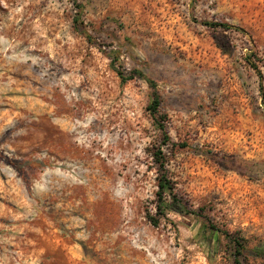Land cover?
Instances as JSON below:
<instances>
[{"label":"rangeland","instance_id":"obj_1","mask_svg":"<svg viewBox=\"0 0 264 264\" xmlns=\"http://www.w3.org/2000/svg\"><path fill=\"white\" fill-rule=\"evenodd\" d=\"M0 264H264V0H0Z\"/></svg>","mask_w":264,"mask_h":264},{"label":"trees","instance_id":"obj_2","mask_svg":"<svg viewBox=\"0 0 264 264\" xmlns=\"http://www.w3.org/2000/svg\"><path fill=\"white\" fill-rule=\"evenodd\" d=\"M206 25L210 26V27H221V28H224L226 30L235 29L237 31H241V29L233 28L229 24L206 23ZM118 74H119V76H120V78L122 79L123 82L133 80L136 77L143 78V79L146 80V82L149 84V86L154 90V93H153V98L154 99H153V101H151V103L149 105V108H150L149 110L152 112L153 118L157 122V126L162 131L163 143L166 144L169 141V137H168V135L166 133L164 125L161 123L162 119H161V116L159 115L160 96L158 94V91L156 90V83L153 80L145 77V75L141 71L136 70V69L132 70L129 73V75H127V76L124 73H121V72H118ZM161 154L162 153H160V155ZM160 155H158L159 158H160ZM159 163H160V168H161V170H163L164 174H163L162 178L159 180V183H158L159 191L157 193L158 201L156 203V215L159 218L150 217V221L154 225H158L159 224L160 217H162V216L165 217L168 214H172V213L186 212L185 206L180 201L177 200V196L174 193L173 185L167 179V174H168V170L166 169L167 162L166 161H161ZM168 198H170L171 201H168ZM212 228L217 230L216 227H214V225H212ZM218 231L222 232V234L225 235V237L228 240H230L231 242L234 243V245L236 246L235 248L237 250V254L239 255V257L242 256L240 248H243V245L240 243L239 239H235L233 237V235L231 233H229L228 231H220V230H218Z\"/></svg>","mask_w":264,"mask_h":264}]
</instances>
